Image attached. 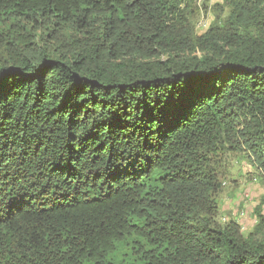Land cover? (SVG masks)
<instances>
[{"label":"trees","instance_id":"obj_1","mask_svg":"<svg viewBox=\"0 0 264 264\" xmlns=\"http://www.w3.org/2000/svg\"><path fill=\"white\" fill-rule=\"evenodd\" d=\"M196 2L0 0V264H264L212 168L264 180V0Z\"/></svg>","mask_w":264,"mask_h":264},{"label":"rangeland","instance_id":"obj_2","mask_svg":"<svg viewBox=\"0 0 264 264\" xmlns=\"http://www.w3.org/2000/svg\"><path fill=\"white\" fill-rule=\"evenodd\" d=\"M225 4L226 0H197L193 8L197 34H203L217 16L227 15ZM212 168L222 184L217 195L215 221L222 226L238 223L242 234L250 236L256 228L260 206L264 214V180L260 179L252 159L239 153L231 144L213 155ZM118 257L131 261L128 249H121Z\"/></svg>","mask_w":264,"mask_h":264},{"label":"built area","instance_id":"obj_3","mask_svg":"<svg viewBox=\"0 0 264 264\" xmlns=\"http://www.w3.org/2000/svg\"><path fill=\"white\" fill-rule=\"evenodd\" d=\"M206 24V26H207V23H205Z\"/></svg>","mask_w":264,"mask_h":264}]
</instances>
